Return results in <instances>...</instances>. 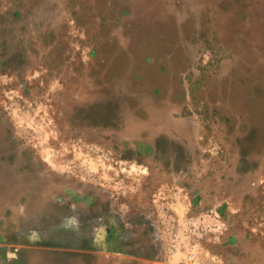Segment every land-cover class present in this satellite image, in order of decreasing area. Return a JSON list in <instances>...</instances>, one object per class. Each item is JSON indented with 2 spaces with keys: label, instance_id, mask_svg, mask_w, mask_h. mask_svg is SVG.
I'll return each instance as SVG.
<instances>
[{
  "label": "rangeland",
  "instance_id": "obj_1",
  "mask_svg": "<svg viewBox=\"0 0 264 264\" xmlns=\"http://www.w3.org/2000/svg\"><path fill=\"white\" fill-rule=\"evenodd\" d=\"M0 142V264H264V0H0Z\"/></svg>",
  "mask_w": 264,
  "mask_h": 264
},
{
  "label": "crops",
  "instance_id": "obj_2",
  "mask_svg": "<svg viewBox=\"0 0 264 264\" xmlns=\"http://www.w3.org/2000/svg\"><path fill=\"white\" fill-rule=\"evenodd\" d=\"M6 149V153H8V145L0 142V156L3 155V151ZM190 198L191 195L187 192H179L173 195L169 203L173 215L176 219H182V217H184L183 215L186 214L187 217H191L190 219H195L197 221L198 224H195L196 228L208 231L211 230L216 238H220V235L224 232L222 229L226 225L220 218V212L217 206L210 205L206 207L204 202H196L195 200H190ZM185 257L186 254L180 253L171 258L167 264H186Z\"/></svg>",
  "mask_w": 264,
  "mask_h": 264
}]
</instances>
